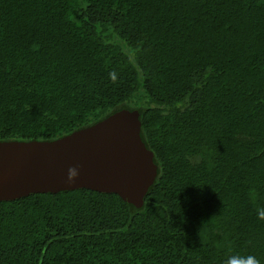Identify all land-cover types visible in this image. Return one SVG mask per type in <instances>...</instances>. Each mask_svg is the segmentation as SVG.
<instances>
[{
  "label": "trees",
  "instance_id": "16d2710c",
  "mask_svg": "<svg viewBox=\"0 0 264 264\" xmlns=\"http://www.w3.org/2000/svg\"><path fill=\"white\" fill-rule=\"evenodd\" d=\"M138 110L141 206L0 200V264H264V0H0V141Z\"/></svg>",
  "mask_w": 264,
  "mask_h": 264
},
{
  "label": "water",
  "instance_id": "95a60500",
  "mask_svg": "<svg viewBox=\"0 0 264 264\" xmlns=\"http://www.w3.org/2000/svg\"><path fill=\"white\" fill-rule=\"evenodd\" d=\"M138 110L123 108L54 140L0 141V200L89 188L141 206L157 175Z\"/></svg>",
  "mask_w": 264,
  "mask_h": 264
},
{
  "label": "clouds",
  "instance_id": "9594fccd",
  "mask_svg": "<svg viewBox=\"0 0 264 264\" xmlns=\"http://www.w3.org/2000/svg\"><path fill=\"white\" fill-rule=\"evenodd\" d=\"M237 259H241V258H238V257H230L226 262L225 264H235V261ZM246 260V264H258V261L255 260L254 257H247V258H244Z\"/></svg>",
  "mask_w": 264,
  "mask_h": 264
}]
</instances>
